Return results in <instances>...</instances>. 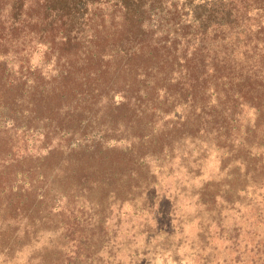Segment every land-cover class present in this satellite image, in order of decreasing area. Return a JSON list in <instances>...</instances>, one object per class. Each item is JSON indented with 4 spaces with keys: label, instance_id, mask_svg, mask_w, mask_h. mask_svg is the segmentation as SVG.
Listing matches in <instances>:
<instances>
[{
    "label": "rangeland",
    "instance_id": "374dc122",
    "mask_svg": "<svg viewBox=\"0 0 264 264\" xmlns=\"http://www.w3.org/2000/svg\"><path fill=\"white\" fill-rule=\"evenodd\" d=\"M92 9L75 49L0 23V79L69 69L95 115L71 131L0 95V264H264V0L151 1L127 51L122 9Z\"/></svg>",
    "mask_w": 264,
    "mask_h": 264
},
{
    "label": "trees",
    "instance_id": "16d2710c",
    "mask_svg": "<svg viewBox=\"0 0 264 264\" xmlns=\"http://www.w3.org/2000/svg\"><path fill=\"white\" fill-rule=\"evenodd\" d=\"M151 1L157 0H5L0 4V17H4V19L0 18V23L3 22L4 24V30L6 31L5 43L8 46H16L26 36L31 35L30 32L36 33L40 31L45 34H56L57 36L52 37L53 43L57 39V43L63 47L75 49L83 43V26L86 24L92 25L91 22L95 19L94 15L98 12L96 9H92V7L95 5L99 7L100 4L105 2H112L120 7V10L122 9L123 25L125 23L126 40L118 43V49L127 51L133 46L130 43L142 31L143 26L141 22L144 6ZM201 8L210 10V7L207 8L206 6H201ZM192 12L201 17L198 14L202 13V11L198 9V6H194ZM232 13L233 8L228 6V10L223 15L230 19ZM208 19L210 20V18ZM97 36L98 31L93 30L91 39H96ZM20 37L21 39H19ZM128 54L133 55L134 51L128 52ZM63 75L65 76L64 85H55L50 91L46 92H39L31 86L24 87L23 84L25 83L20 82V79L18 81L15 79L11 80L6 75L7 79H0V95H4L3 92L11 89L14 90L17 86H20L23 92L26 91L31 96L30 102L32 106L28 109L30 112L29 117L37 119L41 115H38L37 111L39 106L41 105L40 108L46 106L47 112L44 113L45 117L54 118L57 126L61 124L65 126V129L73 131V127L75 126L69 122L75 123L77 121V124H80L86 121V123H89L92 116H95L94 114H90V108L94 103L88 95H67L69 92L72 93L73 89V86H69L68 81H74L75 78L72 77V71L69 69ZM248 81L249 83L251 82L250 80ZM125 86L129 88L131 85L127 84ZM122 92L125 94L128 92V89ZM14 94H18V90H15L9 98L4 99H7L5 103L11 107L10 111L16 116L18 113L23 114V109L16 106L19 96ZM262 94H264V90ZM130 100V98H124L118 104L113 101L107 102L103 112H114L115 116L120 107H128ZM62 101H69V103H63ZM26 116L28 117V114ZM62 122H64V125ZM98 144L99 141L95 143V145L99 146Z\"/></svg>",
    "mask_w": 264,
    "mask_h": 264
}]
</instances>
